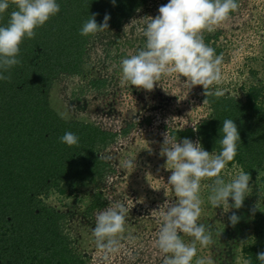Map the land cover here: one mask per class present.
Instances as JSON below:
<instances>
[{
	"label": "trees",
	"instance_id": "1",
	"mask_svg": "<svg viewBox=\"0 0 264 264\" xmlns=\"http://www.w3.org/2000/svg\"><path fill=\"white\" fill-rule=\"evenodd\" d=\"M149 1L116 0L113 5L112 0H57L60 12L35 30L34 39L25 38L18 57L22 63L10 70V81L0 80V264H88L61 229L68 212L52 202L59 201V195L77 198L84 193L85 215L104 209L103 189H86L105 176L112 164L99 147L119 134L128 135L134 124L117 132L78 119H61L49 105V92L60 75H85L86 51L96 35H80L85 20L98 13L96 20L102 23L109 14V28H121ZM8 12L0 16V25L7 23ZM218 35L213 38L217 40ZM211 39L207 36L204 41L216 55L222 54V48L210 44ZM106 81L94 78L91 84L101 89ZM205 108L209 113L195 127L170 128V134L181 143L184 138L195 139L209 153H218L223 120L233 119L240 141L234 160L226 166L240 167L264 185V84L252 82L243 95L210 96ZM69 131L79 137L77 145L60 141ZM148 142L149 146L140 144L133 150L140 163L151 166L150 152L160 145L159 152L162 142L151 136ZM242 210L235 213L240 219L232 229L223 222L211 225L213 250H223L232 239L230 249L240 246L246 264H261L257 254L264 252V202L255 213L248 207ZM249 228L251 234L246 236ZM219 230L222 239L216 236ZM213 259L228 263L221 256Z\"/></svg>",
	"mask_w": 264,
	"mask_h": 264
},
{
	"label": "rangeland",
	"instance_id": "2",
	"mask_svg": "<svg viewBox=\"0 0 264 264\" xmlns=\"http://www.w3.org/2000/svg\"><path fill=\"white\" fill-rule=\"evenodd\" d=\"M168 2L150 0L121 28L110 27L93 36L86 51L85 75H60L49 92L50 107L57 113L67 112L68 119L90 122L117 132L128 123L134 124L128 135L119 134L107 145L99 147L102 157L112 164L108 166L105 176L86 188L103 189L102 197L107 204L105 208L110 199L113 203H125L129 209L117 251L106 252L97 247L92 230L96 213L103 209L85 215L88 204L82 200L85 198L84 193L77 198L63 194L62 199L59 195V201L52 202L68 212L67 217L61 220V229L73 248L85 255L88 264H162L165 254L156 246L160 227L158 215L161 205L178 199L172 186L167 184L172 170H162L167 158L161 157L160 151H157L160 145L150 152L152 167L136 159L135 154L138 155V152L133 147L138 148L140 144L149 146V136L161 144L162 133L170 128L194 126L197 120L209 113L202 97L203 86L191 87L187 78L178 74L162 76L152 91L130 84L122 86L120 83L121 59L135 54L145 45L146 38L142 32L144 17L159 15V7ZM125 25H128L126 32ZM216 33H219L217 40L213 38ZM202 35L204 38L211 36L210 44L213 42L216 47L222 48L224 82L214 85L213 89L220 88L233 95H243L247 85L252 82L264 84V0H240L233 15H229L215 31H205ZM94 78H106V84L101 89L94 87L91 84ZM192 141L196 142L195 139ZM128 159L135 161L133 168L123 166ZM141 166L144 172H141ZM240 170V167L226 166L220 175L227 181ZM258 180L251 177L250 194L246 196L243 206L239 209L230 207L227 212L223 206L213 208L210 205L207 197L212 181L202 180L200 196L203 203L198 223L210 228L215 223L223 222L226 228L232 229L229 217L233 213H241L243 207H248L252 212L258 202L259 206L264 202V185ZM69 200L72 203L65 206ZM233 203L229 197V205ZM154 210L155 214L152 213ZM250 234L251 228L245 235ZM180 235L186 243L193 239L183 233ZM216 236L222 239L224 234L219 230ZM229 240L230 243H226L223 250L217 251L213 250L212 244L203 247L197 243V255L192 264L199 258H208L213 264H218L219 260L213 259L217 256L227 258V264H246L240 246L230 249L233 240Z\"/></svg>",
	"mask_w": 264,
	"mask_h": 264
},
{
	"label": "clouds",
	"instance_id": "3",
	"mask_svg": "<svg viewBox=\"0 0 264 264\" xmlns=\"http://www.w3.org/2000/svg\"><path fill=\"white\" fill-rule=\"evenodd\" d=\"M112 3L115 5L116 0ZM238 7L237 0H169L161 5L159 15L144 17L145 45L135 54L121 59V85L130 84L152 91L162 76L175 73L186 77L191 87L203 86V95L207 97L204 104L210 96H224L225 92L220 88L213 90L214 85L224 82L223 54L216 55L215 49L205 43L202 33L215 31ZM10 8L12 10L8 12ZM60 10L57 0H0V16L8 12L7 23L0 25V80H11L10 70L22 63L18 57L25 38L34 39L35 30ZM97 15L94 13L84 21L80 35H95L109 28L110 15L105 14L102 23L97 22ZM127 27L125 25V32ZM58 115L68 119L67 112H58ZM221 133L218 153H209L199 141L184 138L181 143L169 131L161 134L160 156L167 158L165 168L172 170L167 184L172 186L178 198L170 203L166 201L159 209L156 246L165 254L162 264H192L197 255V243L203 247L213 243L210 228L198 223L203 203L200 196L202 180L212 181L207 197L210 205L213 208L223 206L226 212L230 207L241 208L250 194L251 176L243 169L227 181L220 175L234 160L240 141L233 119L223 120ZM60 141L71 147L79 143V137L69 131L60 137ZM123 166L133 168L135 161L128 159ZM229 197L234 201L232 205H229ZM257 208H260L259 202L252 212L255 213ZM128 211L125 203H113L109 199L108 206L96 213L92 232L99 249L118 250ZM239 219L235 213L229 217L233 226ZM180 233L192 237V241L186 243ZM257 259L264 264V252H259ZM195 264H213V261L199 258Z\"/></svg>",
	"mask_w": 264,
	"mask_h": 264
}]
</instances>
